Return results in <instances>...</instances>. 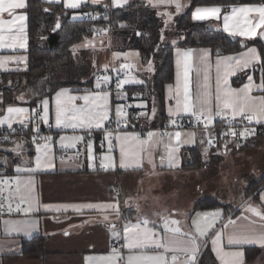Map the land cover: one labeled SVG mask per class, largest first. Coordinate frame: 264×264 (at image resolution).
Wrapping results in <instances>:
<instances>
[{"label": "crops", "instance_id": "obj_1", "mask_svg": "<svg viewBox=\"0 0 264 264\" xmlns=\"http://www.w3.org/2000/svg\"><path fill=\"white\" fill-rule=\"evenodd\" d=\"M42 1L47 4H60L66 10H76L84 3L97 5L106 0H79L75 8L66 6L68 0ZM123 1L119 0V2ZM24 3L26 7V0ZM261 4L232 5L227 10L217 5L197 6L192 11V18L194 21H210L215 27H220L224 32L240 37L244 41L264 43V38L258 34L252 37L234 34L243 25L244 18L241 17L237 22L232 17L234 7ZM212 7H218L220 12L215 15L205 14L204 19H194L197 8ZM24 8L14 10L12 15L0 14V19L4 21L12 20L14 15L25 17L23 21H16L15 25L5 23L2 26L4 44L7 46L0 47V73L27 69L29 38L28 18ZM225 15L230 17L229 29L224 27ZM74 16H79V14L76 13ZM248 18L253 24L259 19L256 13H250ZM255 31L257 33L264 31V26L256 28ZM94 41L99 48L89 49L88 53L98 60L96 74L112 68L113 78L120 82L126 81L121 89H109L108 85L111 82L109 76H103L100 79L95 77L92 88L62 87L49 97L41 99L35 107L28 104V97L24 93H18L14 101L5 103L0 92V121H3L0 123V128L17 126L34 116L42 126L52 123L51 143L47 146L33 147L27 137L20 134H13L9 142L0 143V196L2 179L11 178L15 183L14 189L10 192L14 213L9 216H0V264H128L129 256L153 255H164L167 263L171 262V264H197L206 246L210 248L217 264H264L261 263L264 262V258L261 257L264 254V246L254 242L229 246L227 241L229 234L244 229L264 231L262 227L264 220L247 210L251 206L264 214L262 206L264 204V199H262L264 184L257 190V200L245 201L235 207L230 204L234 209L228 213H225L222 208L196 210L194 204L197 200L213 195L217 197V194L203 193V182L199 179V175L205 168H184L183 164L188 155L182 154L184 150L196 147L200 151V158L206 164L203 167L210 166L209 163L207 164L208 161L213 163L220 162L225 157L227 159L231 156L227 154V148H234L236 145L244 147L248 143L253 147L250 148L253 149L251 152L258 149L262 154L264 151V119L252 120L259 125V128L251 140L221 138L215 133L218 117H232L230 111L227 115H215L217 95L223 96L226 89H241L246 84L256 86L264 84V70L260 67L262 61L257 46L249 45L238 53L218 56H213L211 50L206 47H176L173 53L174 78L171 83L165 85L163 110H160V105L153 95L139 94V98L133 99L131 95L135 92L128 90V86L143 83L145 77H151L152 72L148 71V65L145 70L129 67L121 53H114L111 50L108 36H99ZM107 42L109 48L105 46ZM89 43L84 42L87 45ZM21 44L23 47L20 46ZM251 48L256 49V59H251L253 54L248 53ZM244 53L247 55L242 56L241 54ZM246 59L249 60L247 66L243 63ZM254 70L258 73L257 78ZM245 71L247 74L244 80L234 85L232 79ZM185 73H187V81ZM249 77H252L251 81ZM186 83L189 102L198 114L203 101H208L204 115L212 117V122L207 128L209 130L205 127H172L167 134H163L157 128L164 120L172 122L185 116L196 117L192 112L183 110ZM62 90H67V92L63 93ZM58 93L62 95L58 97ZM105 93L107 97L104 96ZM250 95L257 98L251 107L258 115L259 98L264 97V88L253 87ZM68 96H89L88 107L95 108L99 113H106L108 118L100 121V127H97L95 122L91 127L73 128L63 124L57 125V101L66 99ZM45 99L48 100L47 122L42 119ZM73 103L77 107L85 106L83 99H77ZM10 107L25 111L9 113ZM131 112L139 115L138 128H150L151 133L155 134L149 143L143 146V150L137 140L131 136V134H136L129 127ZM110 119L128 127L117 132L112 143H106L104 146L92 144L91 149L88 148L86 152L84 164H79L72 155H60L61 150L73 148L74 144L80 140L74 138L82 137V132H92L106 140L110 136L108 128ZM176 133H180V136L177 137ZM61 137L65 139L62 140ZM138 138L139 140L149 139L148 137ZM122 144L125 145L128 153L123 158L121 156ZM218 144L219 147H217ZM251 152L248 155L251 156L253 154ZM38 157L39 166L37 165ZM170 160L175 164L174 167L169 166ZM259 160L262 161L259 168H257L258 165L249 164L246 170L254 175L262 174L264 155ZM229 162L230 160L227 161ZM101 166L104 168L103 171L99 169ZM217 183L215 182L214 185ZM85 205L99 207L88 208L84 207ZM107 205L111 207H105ZM29 208V211H25ZM217 209L220 210V214L213 221L212 216ZM144 219L149 221L147 227L158 234V238L166 240L175 237L187 242L191 237H195L198 245L195 258L189 259L192 254L190 243H184L178 246L176 251L169 252L157 249L155 246L131 250L124 247L125 227L133 224H140L143 227ZM171 220L179 223L172 225ZM229 220L235 221V224H229ZM166 221L169 227H179L181 233L188 235L166 232L164 227ZM194 221L202 229L207 228L209 223H213L214 226L208 228L206 235L201 237L196 232ZM11 222H20L18 226L21 229L27 227L24 222H28L31 230L27 235L23 230L9 231ZM226 224L227 228H225ZM217 232L223 235L219 243L214 245L213 239ZM35 236L43 238L42 253L31 256L23 255V240H29ZM119 247H122V250H119ZM246 247H257L260 252L246 259ZM185 249L188 250L185 251ZM237 251L242 253L239 259L229 255ZM174 254H178L175 262L172 260Z\"/></svg>", "mask_w": 264, "mask_h": 264}, {"label": "trees", "instance_id": "obj_2", "mask_svg": "<svg viewBox=\"0 0 264 264\" xmlns=\"http://www.w3.org/2000/svg\"><path fill=\"white\" fill-rule=\"evenodd\" d=\"M120 3L111 4L106 0L94 5L87 2L76 10H66L60 4L26 0L24 9L28 18L29 38L27 69L0 73V92L4 102L14 101V97L21 92L27 95L28 104L35 107L41 99L49 97L62 87L92 88L97 69L96 66L93 67V55L88 51L99 48L93 39L99 37L97 31L104 26L111 29L112 51L121 53L129 67L145 70L149 63H153L154 71L151 77H145L143 83L128 86V90L132 93L153 95L160 105V110H163L165 85L171 83L174 78L173 53L176 47H206L211 50L213 56H218L238 53L249 45H256L262 61L260 67L264 70V43L244 41L224 32L220 27H215L210 21H194L192 18V11L197 6L217 5L227 10L232 5L261 4L264 0H191L189 5L175 16L171 27L165 25L158 8L151 6L147 0ZM76 13L79 16H74ZM170 31L173 35L180 36L176 43L162 41L163 35H168ZM84 42L90 43L78 48ZM105 46L108 47V42ZM254 71L257 78L258 73ZM246 74L247 71L234 77L232 83L240 84ZM7 142L9 141L0 143ZM245 146H248V143ZM182 154L188 155L183 164L184 168L194 169L206 165L196 147L186 149ZM246 180L248 187L245 194L249 195L255 191L254 199L257 200V190L264 184V174L258 178L249 176ZM262 206L264 207V204ZM213 208H222L225 213L234 209L232 205H227L216 197H204L194 204L196 210ZM42 241L41 236L23 240L22 254H41ZM259 252L257 247H246V259ZM197 264H217L208 246L202 251Z\"/></svg>", "mask_w": 264, "mask_h": 264}, {"label": "snow or ice", "instance_id": "obj_3", "mask_svg": "<svg viewBox=\"0 0 264 264\" xmlns=\"http://www.w3.org/2000/svg\"><path fill=\"white\" fill-rule=\"evenodd\" d=\"M119 2V0H114V3ZM163 2V0H161ZM169 2L175 3L177 10L179 11L181 5L179 3V0H169ZM79 0H68V3L66 6L75 8L78 6ZM25 7L24 0H0V14L2 13H9L10 15L13 14L14 10L16 9H22ZM220 12V9L218 7H212V8H197L196 13H194V19H204L206 18L205 14L209 15H215L216 13ZM250 13H256L258 14V21L257 23L253 24L252 21L248 18ZM232 17L235 18V20L238 22L241 17H243V25H241L234 34H238L240 36L245 37H252L255 35H260L262 38H264V31L257 33L255 31L256 28H259L261 26H264V4L261 5H244L239 8H233L232 10ZM25 17L23 15H14L13 19L10 21H4L3 19H0V47L7 46L4 44L5 37L2 34L3 33V25L5 23L9 25H15L16 21H23ZM229 19L230 17L225 15L224 17V27L225 29H229ZM23 47V45H20ZM248 53L253 54L251 59H256V49L251 48L248 50ZM242 56H246L247 53L241 54ZM230 59V58H229ZM244 65L247 66L249 63V60H244ZM185 80L187 81V73H185ZM252 80V77H249V81ZM126 83V81H122L121 84ZM120 85H118L119 87ZM253 87H262L264 88V84L260 86H256L253 84H246L241 89H226L223 93V96L217 95V111L215 112V115H227V113L230 111L233 118L237 116H241L249 121L253 119H257L258 121L260 119H264V97L259 98L260 99V107L258 110V115L256 114V111L251 107L255 103V100L257 98H254L250 95ZM63 93H66L67 90H62ZM62 93H58L57 96L60 97ZM99 96V94H97ZM105 97H107V93L104 94ZM77 99H83L85 101L84 107H77L73 101ZM90 102L89 96H83V97H76V96H68L66 99H58L57 101V108H56V124L57 125H65V126H71L73 128L76 127H91L93 125V122H95V125L97 127H100V121L106 120L107 114L106 113H99L96 111L95 108L88 107V104ZM179 103V101H178ZM208 101L205 100L202 103L200 113L198 114L195 111V108L190 104L189 102V94L187 89V83L185 84V100H184V111L185 112H192L194 116H196V119L199 121L201 118H203L206 123L205 127H207L208 124L212 122L211 115L205 116L204 115V109L207 107ZM44 105V115L42 116V119L47 122V112H48V100L45 99L43 101ZM222 105V107H221ZM25 110L20 108H9V113H23ZM209 111H211L209 109ZM251 113V114H250ZM119 115V112H118ZM3 121H0L2 123ZM245 132H241L240 135L244 136L246 134ZM155 135L154 133L148 134V140H139V138L136 136V134H131L132 138L136 139L138 144L141 145V150H143V146L147 145L149 143V140L151 137ZM232 135H235V132H232ZM176 136L179 137L180 133H176ZM127 138V135H126ZM50 139V138H49ZM61 139H65L64 137H61ZM74 139H82L81 137H76ZM211 143V141H209ZM89 148L91 149V144H89ZM207 151V150H205ZM128 155L126 151V147L124 144L121 145V156L122 158L124 156ZM123 164V159H122ZM37 165L39 166V157L37 158ZM170 167H174L175 164H173L170 160L169 162ZM19 170V169H18ZM264 199V197H262ZM84 207L93 208V207H99L96 205H85ZM105 207H111L110 205H107ZM29 209H26L25 211H29ZM248 211L252 212L254 215L259 216L261 220H264V214L257 211L255 208L249 206ZM220 210L217 209L215 214H213L212 219L215 220V217L219 216ZM206 216L208 214H205ZM27 227L24 229H21L18 225L20 222H11V230L20 231L23 230L25 234L27 235L31 230V225L28 222H24ZM179 222L176 220H171L172 225H177ZM196 224V222H193ZM229 224H235V221L229 220ZM149 224V221L147 219L143 220V227H141L140 224H133L130 227L126 226L124 229V239L126 241L124 247L128 249H136V248H146L150 246H155L157 249H164L165 252L169 251H176L178 246L184 244V243H190L191 244V255L189 257L190 260L195 258V253L198 251V245L196 242L195 237H191L189 241L185 242L183 240H178L175 237H171L168 239L164 238H158V234L154 233L152 229H149L147 225ZM214 225L213 223H209L207 225V228L202 229L199 224H196V232L199 234V236L203 237L206 235L208 228H212ZM227 224L225 225V228H227ZM165 231L171 232L173 234H180V235H188L181 233V230L179 227H169L168 222H165ZM264 227V226H262ZM223 233L217 232L216 237L213 239V244L216 245L219 243V241L222 238ZM227 241L229 246H239L246 243H258L261 246H264V231L256 232L254 230H248L244 229L239 232L231 233L227 236ZM188 249H185L187 251ZM218 250V249H214ZM116 255L118 256L119 253L117 252ZM229 255L239 259L242 256V253L240 252H233ZM173 262H175L176 257H172ZM128 264H167V258L164 255H153V256H129L128 257Z\"/></svg>", "mask_w": 264, "mask_h": 264}, {"label": "built area", "instance_id": "obj_4", "mask_svg": "<svg viewBox=\"0 0 264 264\" xmlns=\"http://www.w3.org/2000/svg\"><path fill=\"white\" fill-rule=\"evenodd\" d=\"M111 4L114 3V0H109ZM109 26H104L99 28L97 34L111 37ZM113 69L109 68L103 72L97 74V79H100L103 76L111 77V82L109 83V89L118 90L122 88V84L118 79L112 77ZM118 85H120L118 87ZM131 98L137 99L139 98L138 93H133ZM126 112V110L124 111ZM138 113L131 112L130 113V128L136 133V135L140 138L148 137V134L151 133L152 129L150 128H138L136 122L138 121ZM216 127L215 133L217 136L221 138H228L232 140H248L255 136L258 132L259 125L254 123L252 120L249 121L243 117L233 118L231 116L227 117H218L216 119ZM205 120L201 118V120H197L196 117L193 116H185L181 118H177L175 121L165 120L163 124L157 128L158 131H161L163 134H167L169 129L172 127L179 128H198L205 127ZM128 126L122 125L120 122L115 121L114 119H110L108 122V128L110 132V136L107 137L106 140L98 137L97 134L92 132H82L80 140H78L73 148L71 149H63L60 151L61 156L72 155L73 158L79 163L84 164L86 160V152L89 148V144H97L100 146H104L106 143H112L115 140V134ZM51 128L52 123H47L42 126L37 119V117H31L28 121L24 123H20L17 126H13L10 128H0V142L9 141L13 137V134H20L26 136L30 145L33 147L36 146H47L51 143ZM209 128V125L205 127ZM209 130V129H207ZM244 136H241V132H245ZM232 132H235V135H232ZM50 138V139H49ZM100 171H103V167L101 166ZM2 183V192L0 196V216H9L14 213L13 203L10 200V192L14 189L15 183L11 178H4L1 181ZM119 250H122V247H119ZM176 258H178V254H174ZM167 264H171L168 262Z\"/></svg>", "mask_w": 264, "mask_h": 264}, {"label": "rangeland", "instance_id": "obj_5", "mask_svg": "<svg viewBox=\"0 0 264 264\" xmlns=\"http://www.w3.org/2000/svg\"><path fill=\"white\" fill-rule=\"evenodd\" d=\"M127 1L129 0H124L121 3H125ZM147 2L151 4V6L158 8L159 12L161 13V16L163 17V21L165 22V25L171 27L174 23L175 16L181 10L185 9V7L189 5L190 0H179V3L181 5L179 11L177 10L176 4L169 2V0H163V2H161V0H147ZM179 37L180 36L173 35L172 31H170L168 35L166 36L163 35L162 41L165 43H175L180 39ZM98 38L99 37H95L94 39L97 40ZM108 39H109V46L111 50H113V37L111 36ZM83 45L85 44L81 43L78 46V48L82 47ZM92 59H93L92 61L93 67H95L98 60L94 57ZM148 71L151 72L154 71L153 63L148 64ZM250 148L253 147L249 145L244 147H239L238 145H236V147L234 148H227L226 150L227 154L231 155L230 157H227V159L225 157L224 160L213 163L208 161L207 164L209 163L210 166L202 167L205 169H203L204 171L202 170V174L199 175L200 178L198 177L203 182V193L208 194L209 192L211 194H217V197L215 195L210 197H216L227 205L233 204L234 207L240 205L245 201L253 200L255 191L249 195L245 194L246 188L248 187V182L246 178L249 176L258 178L260 177L258 175H263L264 172L262 174L254 175L249 171H247L246 167H248L249 164H254V165H258L257 168H259L262 165V161H260L259 158L263 157L264 151H262V154H260L258 149L255 150V152H251L253 151V149ZM242 149L244 150L242 151ZM250 152L255 155L254 156L253 154H251V156L248 155ZM228 160H230L229 163H227ZM263 170L264 169H262V171ZM215 182H218L217 185H214ZM261 257L264 258V254H262Z\"/></svg>", "mask_w": 264, "mask_h": 264}, {"label": "water", "instance_id": "obj_6", "mask_svg": "<svg viewBox=\"0 0 264 264\" xmlns=\"http://www.w3.org/2000/svg\"><path fill=\"white\" fill-rule=\"evenodd\" d=\"M57 25V24H56Z\"/></svg>", "mask_w": 264, "mask_h": 264}]
</instances>
